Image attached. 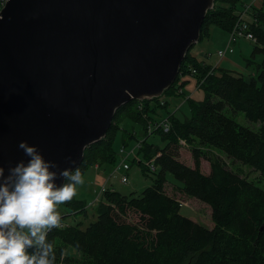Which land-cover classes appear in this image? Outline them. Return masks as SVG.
I'll return each mask as SVG.
<instances>
[{
    "label": "trees",
    "instance_id": "obj_1",
    "mask_svg": "<svg viewBox=\"0 0 264 264\" xmlns=\"http://www.w3.org/2000/svg\"><path fill=\"white\" fill-rule=\"evenodd\" d=\"M243 4L244 0H215L204 19L201 40L210 36L213 25L230 31ZM253 30L257 42L248 59L257 64L253 75L213 68L189 50L175 83L165 92L177 93L180 75L195 68L206 97L185 98L189 115L168 112L170 130H156L168 140L164 148L143 140L138 151L143 159L138 163L155 158L153 184L137 196L108 188L94 207L96 219L86 227L78 221L53 229L48 239L54 241L55 264H264V189L212 153L218 150L264 173V11ZM257 53L263 54L260 62H255ZM161 101L160 97L132 100L119 108L106 137L87 147L79 167L82 174L97 163H115L113 143L123 118H132L147 132L157 108L169 103ZM228 111L244 112L259 124L258 129L240 123ZM135 135L126 133L124 143L128 145ZM180 139L190 146L192 165L180 159ZM203 157L210 162L208 173L201 168ZM143 169L150 170L145 165ZM168 173L182 183L178 187L184 194L211 206L213 227L181 213L179 200L165 190ZM58 206L88 217L85 202L76 196ZM132 213L135 221L130 219Z\"/></svg>",
    "mask_w": 264,
    "mask_h": 264
},
{
    "label": "water",
    "instance_id": "obj_2",
    "mask_svg": "<svg viewBox=\"0 0 264 264\" xmlns=\"http://www.w3.org/2000/svg\"><path fill=\"white\" fill-rule=\"evenodd\" d=\"M215 0H8L0 17V166L21 141L80 167L119 108L176 81ZM76 161L73 165L67 157ZM62 177L56 184L64 183Z\"/></svg>",
    "mask_w": 264,
    "mask_h": 264
},
{
    "label": "rangeland",
    "instance_id": "obj_3",
    "mask_svg": "<svg viewBox=\"0 0 264 264\" xmlns=\"http://www.w3.org/2000/svg\"><path fill=\"white\" fill-rule=\"evenodd\" d=\"M212 27L216 28V30L222 31L221 27L219 26L216 27L215 25H213ZM228 34L230 35V31H228ZM211 42V37H205L203 40L197 42L194 45L193 49H203L208 53L215 54L217 53V45L219 44L220 40H214V44H216L215 46ZM242 43H244V45H249L248 51H245L244 47H241ZM223 47L226 46L223 45ZM235 47L238 60L243 65H245L247 69L256 72L257 64L250 63L248 61L252 51L254 50L255 43L251 40L243 38L236 43ZM219 51L220 50H218V54ZM262 58L263 54L257 53L254 59L255 62H260ZM181 84L184 87V92L182 91V89L178 90V87ZM176 86L178 90L177 93L164 92L160 96L162 101L167 100L169 101V103L166 107L157 108V114L155 118L156 120L149 119L147 132L139 123L135 122L132 118H123L120 123L122 129L118 131L113 143V146L117 151V161L115 163H97L94 166L90 167L83 175L85 183L83 185L77 186L75 196L85 202L88 208V217L86 218L82 213L72 214L68 208L58 206V211L60 212L61 219L63 220L61 222L62 226L78 221H83L82 227H86L91 221H94L97 217L94 207L101 200L102 194L105 192H103L104 188H106V190L108 188H112L124 194H133L134 196H137L146 187L153 184L156 173L154 171H146L143 169L144 165L147 167V165L145 164L146 161H144V165H140L138 163L139 159H143V157L141 158L138 153L140 147L142 146L143 140L147 139L149 143H155L158 147L164 148L168 144V140L164 139L156 130L163 128V121L169 117L167 115L168 112L170 111L172 113L176 111V114L178 116L183 115V113L189 115V104L187 100L185 101V98L192 97L193 99L203 100L206 97L205 90L199 86L198 78L192 73L187 72L185 74H181ZM138 106L142 110L144 108L143 102H140ZM227 113L237 119L240 123L248 125L253 129H258L259 127L258 123L249 121L242 111H228ZM146 116L147 115L145 114V117ZM129 131H135L136 135L133 138H130L128 141L129 144L126 145L123 139L124 135L126 133L128 135ZM123 148H126L127 150L134 149L136 153H133L131 156H129L130 158H125L124 154L121 153V150ZM212 153L214 154V156L221 157L227 163L229 168L241 172L248 179L254 181L257 185L264 189V173L254 169L250 165L243 164L239 161L234 162L232 159L228 158L225 154L220 153L218 150H213ZM136 154H138L137 157ZM180 159L186 161L188 165L193 164V157L189 145L180 146ZM201 168L205 173L210 172L211 167L208 159L204 157L202 158ZM101 169L103 170V173L108 176V180L104 181L106 176L104 174H101ZM123 175H127L129 177V181L127 183L121 181ZM104 176L105 178H102V180H100L103 182L97 183L98 179H100L99 177ZM167 178L168 181L165 184V190L169 195L174 196L181 201V213L208 227H213L214 221L212 218L211 206L196 197H190L184 194L178 187V185H182V183L176 180L171 173L167 174ZM130 219L135 221L136 216L132 213L130 215Z\"/></svg>",
    "mask_w": 264,
    "mask_h": 264
},
{
    "label": "clouds",
    "instance_id": "obj_4",
    "mask_svg": "<svg viewBox=\"0 0 264 264\" xmlns=\"http://www.w3.org/2000/svg\"><path fill=\"white\" fill-rule=\"evenodd\" d=\"M19 148L30 157L27 162L10 167L7 176L0 166V264H55L48 236L62 227L58 205L73 199L84 176L78 166L60 169L27 141ZM60 177L65 182L58 186Z\"/></svg>",
    "mask_w": 264,
    "mask_h": 264
},
{
    "label": "crops",
    "instance_id": "obj_5",
    "mask_svg": "<svg viewBox=\"0 0 264 264\" xmlns=\"http://www.w3.org/2000/svg\"><path fill=\"white\" fill-rule=\"evenodd\" d=\"M246 3H249V5L251 7V13H254L255 11H258V15H259L260 11H264V0H244L243 6ZM246 18L249 19L250 21H252L254 17L251 14H248L246 16ZM211 31H212V34H210V36H209V37H211V41H212L211 43L215 46L216 44H214V40L215 39L220 40L219 44L217 45L218 46L217 47V53L211 54V53H208L207 51H205L203 49L195 50V49H193V47H194L193 46L191 48V54L194 57H196L198 60H201V61L205 62L208 65L214 66L217 69L225 68V69L237 72V73L244 74L245 76H249V75L255 74V71H250L249 69H247L245 67V65H243L238 60V56L236 55L237 54L236 53V47L237 46L235 47L236 44L234 45V51L233 52H227L225 56H220L218 54V50L226 49L228 47L230 35L228 34L227 30H225V29L223 30L222 29V31H219V30H216V28L212 27ZM223 45L226 46V47H223ZM241 47H244L245 51H248V49H249V45L248 44L244 45V43H242ZM180 89H182V91L184 92L183 85L178 90H180ZM101 172H102L101 174L105 175V173H103V170ZM105 176H106V178H105ZM105 176L104 177H99L100 179H98L97 183H99V182L102 183L103 181H100V180H102V178H105L104 181L108 180V176L107 175H105Z\"/></svg>",
    "mask_w": 264,
    "mask_h": 264
},
{
    "label": "built area",
    "instance_id": "obj_6",
    "mask_svg": "<svg viewBox=\"0 0 264 264\" xmlns=\"http://www.w3.org/2000/svg\"><path fill=\"white\" fill-rule=\"evenodd\" d=\"M7 1L8 0H0V17H1V14H2L4 7L7 4ZM248 14H251L254 17L252 21H250L249 19L246 18V16ZM258 24H259L258 11L251 13V7H250L249 3H246L244 6H242L240 8V10L237 11V20H236V23L234 24L233 28L230 30L228 47L226 49H221L219 51V55L225 56L227 52H233L234 51V45L240 39H243V38H245L247 40H251L254 43H256L257 42V36L253 30V26H255V25L257 26ZM213 68H215V67H213ZM191 70H192V74L195 75L197 72L196 69L191 68ZM212 70H210L209 73H211ZM170 123H171V121L169 118H166L163 121L162 127L165 129V131L170 130V127H171ZM179 142L182 146L187 145V142L185 139H180ZM121 153L124 154L125 158H128L129 156H131L133 153H136V152L134 149L127 150L126 148H123L121 150ZM137 155L138 154H136V157H137ZM136 157H135V159H136ZM154 159L155 158H152L151 160L146 161V163H145L147 165V167L152 171L156 170V168H157ZM121 181L124 183H127L129 181V177L127 175H123L121 178ZM104 191H106V188L103 189V192ZM179 202H180V205H182L180 200H179Z\"/></svg>",
    "mask_w": 264,
    "mask_h": 264
}]
</instances>
